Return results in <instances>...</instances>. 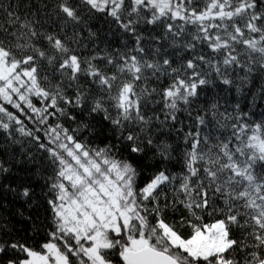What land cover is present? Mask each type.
<instances>
[{"label":"snow or ice","instance_id":"6c2138e0","mask_svg":"<svg viewBox=\"0 0 264 264\" xmlns=\"http://www.w3.org/2000/svg\"><path fill=\"white\" fill-rule=\"evenodd\" d=\"M82 4L110 16L134 47L83 56L74 29L45 33L0 3V98L24 111L14 97L22 101L41 124L63 119L77 125L73 132L112 140L92 149L63 124L49 126L57 147L39 148L57 164L50 185L56 197L48 201L56 230L36 250L0 225V264H117L112 256L122 264H264V121L250 124L239 102L231 111L219 98L200 103L217 80L244 99L251 94L253 104L264 102V0ZM57 8L64 26L81 23L79 5L59 0ZM142 24L163 31L145 36ZM199 44L209 52L197 51ZM0 113L23 124L3 104ZM0 128L10 123L0 119ZM185 128L182 171L172 173L177 148L169 141L173 129ZM5 164L0 160V173L9 171ZM30 195L23 188L22 196ZM177 204L190 216L169 222ZM202 213L212 222L204 223ZM184 226L192 230L188 238Z\"/></svg>","mask_w":264,"mask_h":264},{"label":"trees","instance_id":"16d2710c","mask_svg":"<svg viewBox=\"0 0 264 264\" xmlns=\"http://www.w3.org/2000/svg\"><path fill=\"white\" fill-rule=\"evenodd\" d=\"M58 2L59 0H0V3L7 10L15 11L22 18L26 17L34 22H38V30L45 33L62 34L61 29H63L64 32L71 34L74 29L80 34V45L76 46V51L83 56H90L97 52L101 54L114 53L117 50L123 52L127 48L134 47V39L130 34L120 29L106 13L95 10L88 11L87 6L82 4V0H70V3L77 4L83 9L80 12L82 16L81 23L79 25L69 24L64 26L61 19L62 14H58ZM4 15V11L0 10V20L4 18ZM192 30L191 27L187 29L188 32ZM139 31L145 36L150 34L160 35L163 28L160 25L151 26L142 24L139 26ZM90 32L95 35H90ZM200 50L205 53L209 52L207 47L202 44H199L197 47V51ZM174 51L181 50L168 49V53H173ZM191 55V52L181 51V56L184 58H190ZM172 58L174 60L177 59L174 56ZM100 65L104 66L102 61ZM166 83V80L162 81L161 86ZM205 91L206 96L202 94L200 97L201 104L206 99L219 98L221 104L227 105L228 110L231 111L232 105L239 102L241 108L245 112L250 113L248 118L250 124L264 121V102L257 99L253 104L251 94L248 95L247 99H244L242 96L237 95L234 89L226 90V86H223L218 80ZM14 102L21 103L24 111L15 108L13 104H9L0 98V104H3L9 112L13 113L14 116L23 122L22 125L16 124L14 121L9 122L7 116L4 113H0V119L6 123H10L9 129L0 128V160L6 161L5 166L9 169L8 172L0 173V225L5 226L10 232L22 238L29 246L34 247L36 250H42L40 246L52 240L50 233L56 230L54 226V213L48 201L56 197V192L50 185L55 182L57 164L52 162V158L47 151L39 148L40 143L47 145L48 148L57 147L56 144L51 142L50 137L46 135L49 126H55L57 122L63 124L65 128L69 129L70 134L76 136L78 140L92 149L103 148L106 143L111 144L112 140L106 139L103 135L91 136L87 132H73L72 129H75L77 125L63 119L57 121L49 118L47 124H41L36 114L26 104L16 100L15 97ZM32 102L37 107L42 106L43 103L37 97H32ZM180 118L181 120H185V114L181 113ZM185 123H190V121L185 120ZM20 127L31 131L33 136H38L40 138L39 141H36L33 136L22 135L18 131ZM187 131V128L183 132L173 129L169 142L177 148V151L173 154L174 161L168 164V168L172 173L182 171V163L179 161L180 155L186 147L184 144V133ZM64 142L67 143V141ZM69 146L71 147V145ZM57 151H60L66 159L71 161V158L67 157L62 149L57 148ZM151 175L152 170H147L144 175L138 178L137 187H143L147 177ZM25 187L29 188L30 197L22 196V191ZM165 192L168 193L169 197L172 196L170 189L165 188ZM180 199H183V196ZM182 215L186 217L190 216L182 205L177 204L175 209L167 212L166 218L169 222H174L179 220ZM201 215L204 217V223L212 222L211 217L203 213ZM149 219L153 220V217L150 216ZM191 231V228L188 226L180 228V232L185 238H188ZM54 242L62 243L61 241ZM111 258L116 260L117 264H122L118 257L112 256Z\"/></svg>","mask_w":264,"mask_h":264},{"label":"rangeland","instance_id":"374dc122","mask_svg":"<svg viewBox=\"0 0 264 264\" xmlns=\"http://www.w3.org/2000/svg\"><path fill=\"white\" fill-rule=\"evenodd\" d=\"M89 243V242H88Z\"/></svg>","mask_w":264,"mask_h":264}]
</instances>
